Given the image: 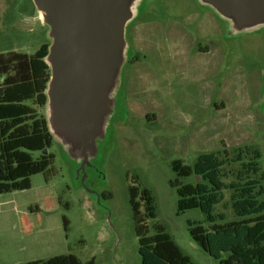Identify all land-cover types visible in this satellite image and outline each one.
<instances>
[{"label": "rangeland", "instance_id": "374dc122", "mask_svg": "<svg viewBox=\"0 0 264 264\" xmlns=\"http://www.w3.org/2000/svg\"><path fill=\"white\" fill-rule=\"evenodd\" d=\"M49 18L45 3L0 0V53L49 45L37 113L54 155L29 189L0 195V264L67 253L141 264L132 185L154 198L149 234L160 225L195 264H219L189 232L190 221L209 226L205 215L177 213L173 183L196 177L179 178L172 162L251 147L264 176V0H114L81 42L77 28L63 37ZM240 169L229 161L223 180ZM230 193L214 207L218 223L236 219Z\"/></svg>", "mask_w": 264, "mask_h": 264}, {"label": "trees", "instance_id": "16d2710c", "mask_svg": "<svg viewBox=\"0 0 264 264\" xmlns=\"http://www.w3.org/2000/svg\"><path fill=\"white\" fill-rule=\"evenodd\" d=\"M49 45L44 43L31 55L8 51L0 53V195L31 187V177L44 173L54 155L48 152L53 137L46 120L37 109L46 103L45 90L50 80L46 57ZM46 153H43L44 150ZM229 159L225 150L201 153L193 166L180 159L172 162L179 178L198 176L193 182L173 185L178 194L177 213L199 209L209 223L189 222L192 239L219 264H264V176L260 172V152L246 147ZM39 152L34 157L33 153ZM243 152L244 155L242 154ZM244 156L248 157L245 158ZM241 162L242 169L234 180L226 183L223 167L229 162ZM231 163V162H230ZM229 189L231 207L236 219L218 223L222 214L214 207ZM129 203L139 237L141 264H195L184 255L160 225L149 234L147 221L155 217L154 198L147 188L129 187ZM64 230L68 220L63 218ZM19 264H82L72 254H61L46 260ZM86 264H95L91 258Z\"/></svg>", "mask_w": 264, "mask_h": 264}, {"label": "water", "instance_id": "95a60500", "mask_svg": "<svg viewBox=\"0 0 264 264\" xmlns=\"http://www.w3.org/2000/svg\"><path fill=\"white\" fill-rule=\"evenodd\" d=\"M45 3L50 13L49 21L66 37L77 28V41L89 31L93 22H106L114 0H34ZM45 149L43 153H46ZM198 180V176H196Z\"/></svg>", "mask_w": 264, "mask_h": 264}, {"label": "crops", "instance_id": "0c3cea01", "mask_svg": "<svg viewBox=\"0 0 264 264\" xmlns=\"http://www.w3.org/2000/svg\"><path fill=\"white\" fill-rule=\"evenodd\" d=\"M36 260H41V259H36ZM32 261V260H31ZM28 262V261H27Z\"/></svg>", "mask_w": 264, "mask_h": 264}]
</instances>
